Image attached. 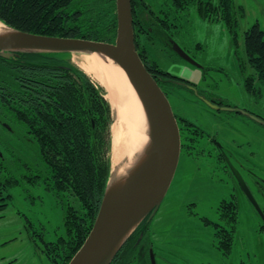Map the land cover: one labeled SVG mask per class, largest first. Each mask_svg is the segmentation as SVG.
Listing matches in <instances>:
<instances>
[{
    "label": "rangeland",
    "instance_id": "rangeland-1",
    "mask_svg": "<svg viewBox=\"0 0 264 264\" xmlns=\"http://www.w3.org/2000/svg\"><path fill=\"white\" fill-rule=\"evenodd\" d=\"M170 2L147 0V11L138 19L144 30L153 32H149L150 37L143 30L142 34L137 32L138 50L143 51L144 60L155 63L160 70L192 83L163 87L174 115L181 119V127L192 124L196 128L198 149L208 152L202 144L207 136L222 142L229 163L264 209V86L254 82L256 94L245 90V78L254 75V70L247 64L240 68L235 55L237 50L246 61L243 36L252 25L259 24L264 32V0H235L245 11L239 21L237 48L221 20H204L194 8L180 12ZM166 21L168 28L164 26ZM134 28L135 32L140 29L138 25ZM175 45L197 66L180 58ZM74 55L70 53L68 58L80 68L81 59H74ZM87 75L103 88L106 98V89ZM201 98L222 100L239 112L212 109ZM111 116L113 126L112 109ZM202 133L206 136L198 137ZM13 144L19 145L16 141ZM36 149L19 148L32 166L30 171L42 168L36 163ZM193 159V153L184 152L181 168L148 220L156 264H264V216L256 211L231 168L223 171L215 156ZM21 184H10L0 175V264H50L38 235L44 242L63 235V204L45 191L40 181ZM231 199L237 206V223L231 252L225 256L216 246L213 225H206L202 218L219 222L220 202ZM63 203L78 204L72 196Z\"/></svg>",
    "mask_w": 264,
    "mask_h": 264
},
{
    "label": "trees",
    "instance_id": "trees-1",
    "mask_svg": "<svg viewBox=\"0 0 264 264\" xmlns=\"http://www.w3.org/2000/svg\"><path fill=\"white\" fill-rule=\"evenodd\" d=\"M147 4V0H131L133 28H140L134 31L136 47L137 32L144 31L147 36L153 32L140 26ZM170 5L180 12L194 8L204 20H221L237 48L239 21L245 11L235 0H171ZM0 21L20 32L104 43L114 42L117 29L115 0H0ZM164 26L168 28L167 21ZM243 44L246 61L237 50L235 55L240 68L247 64L254 70V75L245 78V90L256 94L254 82L264 86V32L259 24L244 32ZM138 53L162 90L183 83L192 85L144 60L143 51ZM68 56L66 52H9L0 56V175L19 186L40 181L44 190L63 204V235L51 242L38 235L50 264H68L82 246L110 176V105L103 88ZM214 103L231 106L222 100ZM197 141L195 137L192 151ZM21 146H36V163L41 169L30 171L32 166L19 151ZM69 196L76 199L77 206L63 203ZM218 214L219 222L202 219L213 225L216 246L228 256L237 223L234 199L221 201ZM148 220L146 217L136 227L110 264H150Z\"/></svg>",
    "mask_w": 264,
    "mask_h": 264
},
{
    "label": "water",
    "instance_id": "water-1",
    "mask_svg": "<svg viewBox=\"0 0 264 264\" xmlns=\"http://www.w3.org/2000/svg\"><path fill=\"white\" fill-rule=\"evenodd\" d=\"M115 4L117 29L113 43L20 32L0 21L9 30L7 35L0 37V56H7L9 52H100L106 55L124 71L148 118L150 148L146 159L123 186L111 189L108 180L92 229L68 264H110L143 219H150L156 212L166 196L179 162L180 133L177 120L165 93L137 52L131 0H115ZM174 49L180 58L196 65L177 45ZM201 100L212 109L234 111L204 98ZM230 168L256 211L263 216L240 174L231 165ZM149 255L150 264H156L152 250Z\"/></svg>",
    "mask_w": 264,
    "mask_h": 264
},
{
    "label": "bare ground",
    "instance_id": "bare-ground-1",
    "mask_svg": "<svg viewBox=\"0 0 264 264\" xmlns=\"http://www.w3.org/2000/svg\"><path fill=\"white\" fill-rule=\"evenodd\" d=\"M8 33L0 23V37ZM75 54L74 59H81L78 63L81 70L98 80L107 91L114 122L109 187H121L142 165L150 148L144 106L124 71L112 59L100 52Z\"/></svg>",
    "mask_w": 264,
    "mask_h": 264
},
{
    "label": "flooded vegetation",
    "instance_id": "flooded-vegetation-1",
    "mask_svg": "<svg viewBox=\"0 0 264 264\" xmlns=\"http://www.w3.org/2000/svg\"><path fill=\"white\" fill-rule=\"evenodd\" d=\"M133 26H135V25L133 24ZM136 46H137V44H136ZM136 48H138V47H136ZM137 51H138V49H137ZM210 102L214 103L215 100L211 99ZM214 104H216V103H214ZM218 106L219 107H227V106H220V105H218ZM176 120H177V124H178V127H179V133H180V156H179V162H178V165H177V169H176L175 175L177 174V171L179 170V167L181 168L180 160H181L182 157H184V152L185 151L191 152V153H193V155H195V159H193V161L196 160V159H199L201 157H212V156H215V159L217 160L219 165L222 167L223 171H225V172L229 171L231 164L229 163V159H228V157L226 155V152L224 151V147H223L221 141H219L215 137H212L211 135H210L211 137L207 136L203 140L202 144L205 145V147L209 148L208 152L203 151L202 148H199V149L197 148L198 144L200 143L199 140L197 141L198 143H196L197 147H195L194 150L192 151V150H190V148H192V144H194V142H195V136L197 134L196 128L193 127V126H188V125L186 127H184V126L181 127V124H180L181 123V119L176 117ZM196 126L200 129V126H198V124H196ZM203 136H206V135L204 133H202V136H198V137H200V138L202 137L203 138ZM175 175H174V177H175Z\"/></svg>",
    "mask_w": 264,
    "mask_h": 264
}]
</instances>
